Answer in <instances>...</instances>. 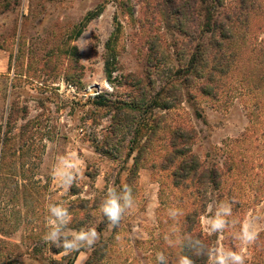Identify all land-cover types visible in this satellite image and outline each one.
Instances as JSON below:
<instances>
[{
	"label": "rangeland",
	"instance_id": "374dc122",
	"mask_svg": "<svg viewBox=\"0 0 264 264\" xmlns=\"http://www.w3.org/2000/svg\"><path fill=\"white\" fill-rule=\"evenodd\" d=\"M168 1L0 0V264H158L161 252L177 264L190 214L208 246L237 251L241 224L254 218L260 234L246 264H264V24L247 38L261 46L242 49L215 98L200 92L203 80L188 86L176 77L202 39L185 35ZM117 31L109 81L106 44ZM155 127L135 206L112 228L100 202L108 186L126 184L133 150ZM177 129L204 166L226 173L219 189L193 176L174 187L182 158L172 165L168 156ZM73 153L83 174L65 192L52 169ZM222 201L234 202L233 223L220 239L201 218ZM52 202L68 207L72 229L96 228L92 248L58 254L44 241ZM172 208L183 213L175 221Z\"/></svg>",
	"mask_w": 264,
	"mask_h": 264
},
{
	"label": "trees",
	"instance_id": "16d2710c",
	"mask_svg": "<svg viewBox=\"0 0 264 264\" xmlns=\"http://www.w3.org/2000/svg\"><path fill=\"white\" fill-rule=\"evenodd\" d=\"M170 3L172 14L175 17L174 21L185 29V35L193 37L192 41L197 35L199 39H202V44L196 47L189 60L187 59L176 72V77L183 74L182 80L188 86H193L196 80H203L199 86L200 92L218 98L221 93V82L228 78L232 72L235 63L242 54V49L248 45L252 49L261 46V44L247 42V38L248 36L252 37L257 30H261L264 24V3L260 0H236L233 7H226L225 0H170ZM118 34V31L115 32L106 44L105 70L109 81H111L115 69V48L119 40ZM262 48L264 49V46ZM159 105L164 110L170 109L166 103L159 102ZM179 129L176 130L171 144L173 151L168 156L172 165L182 158L178 170L171 175L174 187H180L181 180L186 182L193 176L197 184L207 191L209 186L219 189L226 173H222L218 166H204L196 156L191 154L189 147H191L192 140L180 134L181 130ZM158 130L159 128L155 127L144 144L132 152L136 151L137 153L125 185L133 188V195L137 189L139 173L149 158L153 139ZM177 141H183L184 146L180 147ZM187 146L188 149L183 150ZM132 153H130V157ZM165 170L168 171V169ZM231 170L233 168H230L228 173ZM198 216V214H190L186 218L185 223L188 224V228L184 234L190 233L208 245V237L204 236L202 232L195 233L191 220ZM54 251L58 254L63 253L62 249L54 248ZM181 255L189 256L193 259L194 264H207L206 257L193 255L187 247L181 250ZM70 264H74L73 261Z\"/></svg>",
	"mask_w": 264,
	"mask_h": 264
},
{
	"label": "clouds",
	"instance_id": "9594fccd",
	"mask_svg": "<svg viewBox=\"0 0 264 264\" xmlns=\"http://www.w3.org/2000/svg\"><path fill=\"white\" fill-rule=\"evenodd\" d=\"M53 178L58 186L65 192H69L72 186H77L78 178L83 174L81 162L76 154H69L58 158L57 163L52 169ZM234 202H214L208 205V212L211 215L202 217L208 233L222 234L233 223L229 218L233 215ZM135 206L133 188L124 185L122 189L117 190L113 186H108L106 194L100 202V211L106 218L112 228H116L122 219ZM48 215L46 217L48 230L43 236L44 241L56 248L62 249L64 254L73 251H79L81 248H92L99 239V233L94 227L72 229L69 225L72 222V216L68 207L63 202H52L46 205ZM180 209H169V217L175 221L182 215ZM260 230L255 219L249 217L240 226L237 239L241 243V250L225 248L222 244L208 246L199 238L193 237L190 233L183 234L179 238L182 247H187L193 255L197 257H206L207 264H246L245 250L254 245L259 238ZM169 240L171 244L172 241ZM156 260L158 264H168L164 253H157ZM177 264H194L193 259L187 255H180Z\"/></svg>",
	"mask_w": 264,
	"mask_h": 264
},
{
	"label": "crops",
	"instance_id": "0c3cea01",
	"mask_svg": "<svg viewBox=\"0 0 264 264\" xmlns=\"http://www.w3.org/2000/svg\"><path fill=\"white\" fill-rule=\"evenodd\" d=\"M143 169H141V171H142ZM141 171H140V173H139V178H140V174H141ZM139 178H138V181H139ZM137 191H138V187H137V189H136V192L135 193H137ZM134 193V194H135ZM74 195V194H73Z\"/></svg>",
	"mask_w": 264,
	"mask_h": 264
}]
</instances>
